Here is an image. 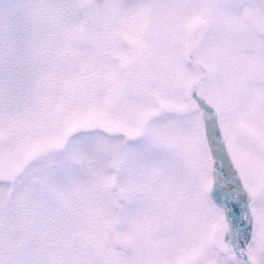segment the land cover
Here are the masks:
<instances>
[{"label": "snow or ice", "instance_id": "obj_1", "mask_svg": "<svg viewBox=\"0 0 264 264\" xmlns=\"http://www.w3.org/2000/svg\"><path fill=\"white\" fill-rule=\"evenodd\" d=\"M106 11L102 64L0 69V264H264V0Z\"/></svg>", "mask_w": 264, "mask_h": 264}, {"label": "rangeland", "instance_id": "obj_2", "mask_svg": "<svg viewBox=\"0 0 264 264\" xmlns=\"http://www.w3.org/2000/svg\"><path fill=\"white\" fill-rule=\"evenodd\" d=\"M108 1L114 2L0 0V69L25 76L39 74L55 81L102 64L112 48ZM119 2L127 5L132 0ZM171 2L156 0V4ZM45 5L54 8V16L44 14ZM149 37L161 55L167 54L172 33L164 12L153 18ZM41 191L46 193L47 188L42 186ZM21 231L17 221L11 233L0 235V247L6 252L13 250Z\"/></svg>", "mask_w": 264, "mask_h": 264}]
</instances>
